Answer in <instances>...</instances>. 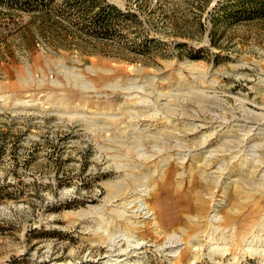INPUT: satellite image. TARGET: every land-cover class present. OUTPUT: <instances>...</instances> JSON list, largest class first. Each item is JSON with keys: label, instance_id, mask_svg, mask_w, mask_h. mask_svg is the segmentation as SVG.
<instances>
[{"label": "rangeland", "instance_id": "obj_1", "mask_svg": "<svg viewBox=\"0 0 264 264\" xmlns=\"http://www.w3.org/2000/svg\"><path fill=\"white\" fill-rule=\"evenodd\" d=\"M235 3L0 0V264H264V20Z\"/></svg>", "mask_w": 264, "mask_h": 264}, {"label": "bare ground", "instance_id": "obj_2", "mask_svg": "<svg viewBox=\"0 0 264 264\" xmlns=\"http://www.w3.org/2000/svg\"><path fill=\"white\" fill-rule=\"evenodd\" d=\"M148 101H149V99H148ZM144 103H146V101L144 102ZM147 105V104H146ZM166 118V117H165ZM172 121V120H171ZM172 124V123H171ZM145 125V124H144ZM148 125V124H147ZM150 126V125H149ZM148 126V127H149ZM137 128V127H136ZM136 131V130H135ZM138 132H139V130H137ZM261 133V132H260ZM143 134H144V132H143ZM247 136V135H246ZM244 142V141H243ZM242 144V143H241ZM231 151V150H230ZM210 152V151H209ZM207 153V152H206ZM211 155V154H210ZM212 156V155H211ZM210 156V157H211ZM131 157V156H130ZM207 156H205V158H206ZM209 157V156H208ZM184 158V157H183ZM208 159V158H207ZM208 162H209V159L207 160ZM131 162V161H130ZM142 165V164H141ZM131 168H133V167H131ZM264 179V178H263ZM144 183V182H143ZM139 186V185H138ZM137 186V187H138ZM150 189V188H149ZM134 190V189H133ZM140 190V189H139ZM138 191V190H137ZM145 192V191H144ZM148 191L146 190V193H147ZM135 193H136V191H135ZM138 193V192H137ZM141 195V194H140ZM142 198V197H141ZM140 198V199H141ZM118 199V198H117ZM123 199H126V198H123ZM116 200V199H115ZM139 200V199H138ZM135 201V200H134ZM127 202V201H126ZM131 202H133V201H131ZM138 202V201H137ZM139 206H137V207H139V212L141 211V212H144L143 214H145V216L147 217V218H150L151 216H153V214H152V212H151V210L149 209V205L147 206V204H145V202H144V199H141L140 201H139ZM123 206H124V204H123ZM135 206H136V204H135ZM125 207V206H124ZM131 207V206H130ZM131 208H133V207H131ZM135 208V207H134ZM105 210V209H104ZM107 210V209H106ZM124 210V209H123ZM123 210H121V211H123ZM126 210H128V209H126ZM129 210H130V208H129ZM128 210V211H129ZM134 210V209H133ZM136 210V209H135ZM138 210V209H137ZM216 210L217 209H215L214 211V214H212L213 216L211 217L212 218V221L214 222V221H219L220 220V217H218V214L216 213ZM125 212V211H124ZM137 211H135V213H136ZM138 212V213H139ZM123 214V213H122ZM119 215H120V212H119ZM140 215V214H139ZM113 216H115V215H113ZM144 216V217H145ZM119 217V216H118ZM128 217V216H127ZM155 217V216H154ZM157 218V217H156ZM121 219V218H120ZM153 219V218H152ZM151 220V219H150ZM156 220V219H155ZM153 221V220H152ZM149 222V221H148ZM155 223H156V221H154ZM210 222V221H209ZM130 224H131V222H130ZM141 224V223H140ZM152 224V223H151ZM157 224V223H156ZM132 225V224H131ZM143 226L145 225V224H142ZM149 226V225H148ZM158 226V225H157ZM133 227H134V225H133ZM148 228V227H147ZM159 228V227H158ZM162 228V227H161ZM131 229H132V227H131ZM130 229V230H131ZM149 229H150V227H149ZM155 227H154V232H155ZM163 229V228H162ZM210 229V228H209ZM133 230V229H132ZM138 230V229H137ZM159 230V229H158ZM164 230V229H163ZM134 231H136V230H134ZM166 231V230H165ZM190 231V230H189ZM138 232V231H137ZM162 232V231H161ZM164 232V231H163ZM177 232V231H176ZM176 232H173V235H169L168 236V239H166V241L168 240V242H166V244H164L163 243V245L160 247V251L162 252V251H168L169 253H171L172 255H174V254H177L178 252H179V248L181 247V245H182V240H181V237L182 236H180V235H178ZM123 233V232H122ZM130 233H131V231H130ZM134 233V232H133ZM156 233V232H155ZM168 233V232H167ZM180 233H182L181 232V230H180ZM188 233V232H187ZM156 234H158V231H157V233ZM165 233H163V235H164ZM169 234V233H168ZM126 235H128V234H126ZM155 235V234H154ZM159 235V234H158ZM158 235H156V237L158 236ZM187 235V234H186ZM190 235V234H189ZM207 235V234H206ZM124 236V235H123ZM131 236V235H130ZM165 236V235H164ZM195 236V235H194ZM114 237V236H113ZM125 237V236H124ZM128 237H129V235H128ZM134 237H135V235H134ZM138 237V236H137ZM189 237V236H188ZM192 237V236H191ZM121 238V237H120ZM119 238V239H120ZM136 238V237H135ZM140 238V237H139ZM117 239V238H116ZM116 239H114V241L112 242V243H115V241H116ZM130 239V238H129ZM141 239V238H140ZM110 240V239H109ZM124 240H126V239H124ZM138 240V239H137ZM198 240V239H197ZM117 241H118V239H117ZM192 241H194L195 242V239L193 240L192 239ZM191 241V242H192ZM206 241V240H205ZM111 242V241H110ZM123 242V241H122ZM130 242V241H129ZM133 242V241H132ZM131 242V243H132ZM157 242V241H156ZM189 242V241H188ZM187 242V243H188ZM190 242V243H191ZM119 243V242H118ZM121 243V242H120ZM185 243V242H184ZM198 243V242H197ZM148 243H147V241H141V242H136V244H135V246H130V250H131V252H129V253H127V256H126V258H123V259H112V258H109V261H111V264H120V263H122V262H124V261H130V260H132V258L133 257H136V260H134L135 261V264H141L140 262H142V261H139L140 260V258H141V255L143 254V250H144V245L146 246ZM205 244H206V242H205ZM214 244V243H213ZM110 245V244H109ZM193 246L191 247V246H188V247H191V248H188V250H186V252H183V253H180V255H179V257H180V259H179V261H185V260H187V259H190V258H198V255L199 254H197V253H195V251L197 250V249H200V246H198L197 245V247H196V245L193 243L192 244ZM202 245H204V244H202ZM223 245H224V243H223ZM111 246V245H110ZM122 246V245H121ZM216 246V245H215ZM116 247V246H115ZM120 247V246H119ZM129 247V246H128ZM158 247V246H157ZM112 248V247H111ZM117 248V247H116ZM149 248V247H148ZM187 248V247H186ZM112 249H114V248H112ZM126 249V248H125ZM129 249V248H128ZM192 249H193V252H192ZM218 249V248H217ZM224 249H226V248H224ZM224 249H222L223 251H225ZM110 251V250H109ZM125 251V250H124ZM147 251V250H146ZM210 251V250H209ZM250 251H251V248H250ZM249 251V252H250ZM118 252V251H117ZM119 252H121V251H119ZM123 253H125V252H123ZM131 253V256H129L128 254H130ZM168 253V254H169ZM201 253V252H200ZM111 254V253H110ZM105 255V254H104ZM113 255V254H112ZM118 255V254H117ZM193 255V256H192ZM88 256V255H87ZM107 256V255H106ZM175 256V255H174ZM178 256V255H177ZM111 257V256H110ZM119 257V256H118ZM90 258V257H89ZM92 258V257H91ZM113 258H115V257H113ZM107 259V258H106ZM190 262V261H189ZM201 262V261H200ZM109 263V262H108ZM129 263V262H128ZM110 264V263H109ZM131 264V263H130Z\"/></svg>", "mask_w": 264, "mask_h": 264}, {"label": "trees", "instance_id": "obj_3", "mask_svg": "<svg viewBox=\"0 0 264 264\" xmlns=\"http://www.w3.org/2000/svg\"><path fill=\"white\" fill-rule=\"evenodd\" d=\"M94 2V0H92ZM33 0H16V4H25L24 6L31 8ZM45 2H43L44 4ZM46 7V6H45ZM45 7H41V9L38 10V13L40 14H47L48 12L51 13L49 10H46ZM235 7L237 9L241 10V13L237 15V19L229 25H233L235 23H239L241 21H253L254 19H260L264 20V0H236ZM106 8V7H105ZM110 10L114 11L116 10L113 7L108 6ZM255 10V11H253ZM257 10H260L259 13ZM108 10H104V8L101 10V12H98V15L91 20V24H93L95 27L106 30L111 24V21L113 19L112 16L107 12Z\"/></svg>", "mask_w": 264, "mask_h": 264}]
</instances>
